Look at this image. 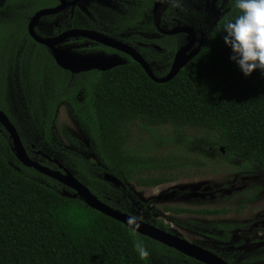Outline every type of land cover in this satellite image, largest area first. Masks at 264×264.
<instances>
[{
    "label": "trees",
    "instance_id": "obj_1",
    "mask_svg": "<svg viewBox=\"0 0 264 264\" xmlns=\"http://www.w3.org/2000/svg\"><path fill=\"white\" fill-rule=\"evenodd\" d=\"M40 1L45 6L52 3L0 0V9L13 11L0 16V110L16 128L31 159L41 163L32 150L43 144L55 151L51 141L55 109L66 106L82 123L101 162L140 186H155L174 177L148 175L162 160L129 147L132 127L138 122L146 127L171 125L216 135L228 154L264 170V72L256 70L246 77L230 59L223 27L239 14L233 0L208 26L199 52L164 83L153 81L130 58L110 70L81 76H71L53 61L44 60L45 49L27 34L25 20L41 8L36 5ZM27 44L35 45L33 58L29 61L28 54H20L17 79L15 57ZM164 48L172 49L167 44ZM167 72L168 68L153 73L162 77ZM10 142L0 125V264H150L134 248V241L145 237L131 236L124 224L78 197L64 195L65 189L72 190L23 166L14 157ZM73 163L76 171L72 175L98 199L128 213L123 201L93 188L92 182L110 184L105 171L82 159ZM107 188L114 192L119 187Z\"/></svg>",
    "mask_w": 264,
    "mask_h": 264
},
{
    "label": "rangeland",
    "instance_id": "obj_2",
    "mask_svg": "<svg viewBox=\"0 0 264 264\" xmlns=\"http://www.w3.org/2000/svg\"><path fill=\"white\" fill-rule=\"evenodd\" d=\"M36 5L45 7L41 1ZM227 9L228 5L224 6L220 13L213 15L212 20L214 22L218 20ZM212 13L214 12L211 11ZM209 16L210 11L206 16V23L210 22ZM39 28V33L45 37L52 34V30L45 27L42 22ZM207 29L203 32L204 35L207 34ZM173 56V52L164 56L157 53L156 61L150 64L153 72L162 73L170 68ZM78 99H81V95ZM58 111L60 116L51 137L55 151L48 150L44 144L39 150L63 162L70 172L76 171L73 162L82 159L93 167L102 169L106 175L114 177L118 182L133 186V182L112 172L101 162L92 148L85 128L73 111L66 106ZM129 147L145 156L162 160L160 166L148 171V175L163 174L174 177L171 183L157 188L135 189L141 193L142 198L133 194L139 203L145 204L142 199L151 198L145 210L153 212L154 217H163L165 221L171 220L174 230L216 253L230 264H248L246 258L251 251H255L257 247L259 250L264 247V170L261 167L230 156L219 144L216 135L188 127L176 128L171 125L146 127L139 122L135 123ZM57 155L59 158L55 157ZM85 181L87 183L86 179ZM92 183L98 193L106 197L114 196L115 191L108 189L105 183ZM208 186L213 189L205 191ZM65 192L73 193L66 189ZM166 205L188 209L223 207L228 210L229 215L203 221L193 215L172 216V213L168 215L163 209ZM219 220L223 225L230 223L238 225L240 227L238 233L232 234L228 240H223L224 233L212 230L213 225L220 223Z\"/></svg>",
    "mask_w": 264,
    "mask_h": 264
},
{
    "label": "flooded vegetation",
    "instance_id": "obj_3",
    "mask_svg": "<svg viewBox=\"0 0 264 264\" xmlns=\"http://www.w3.org/2000/svg\"><path fill=\"white\" fill-rule=\"evenodd\" d=\"M61 2L62 0H52V3L50 5L41 7L35 10L32 14H28L25 19L27 34L29 21L35 14V12L44 8L56 7L60 5ZM63 2L65 3L64 7L56 13H51L40 17V19L34 26L37 34L41 35L38 31L40 30L39 25L41 22L45 27L52 30V34L48 35L47 37H54L61 34L62 32L72 29L97 32L101 35L113 38L115 41L135 50V52L139 54L149 65L152 63V61H156L157 53L164 56L167 53L173 52L174 55L178 48L186 44L188 36L186 32L169 33V31L184 26L192 27L196 32V40L193 44V47H195L197 46L198 40L201 37L202 33L205 31V28H208V26H210V24L214 22L212 20L213 15L220 13L224 9V6H229V0H63ZM209 11L210 22L206 23V16L209 15ZM211 11L214 13L211 14ZM12 12L13 11L11 10V8L0 9V16ZM41 36L45 37V35ZM166 44L172 47L170 51L165 50L164 45ZM41 46L45 49L44 53L46 56H44V60L48 62L53 61L55 66L62 69L55 62L52 56L51 49L47 48L44 45ZM61 46L69 48L74 54L77 55H103L105 57L116 55L124 63L127 62V59H132V57L129 56L125 51L113 48L108 45H104L101 42L86 38L84 36L70 37L65 42L58 45V47ZM28 47L30 48L29 51ZM24 48L25 46L20 47L18 55L17 57H15L16 66H14V68L9 67L13 68V74L17 79L20 78V74H18L19 69L17 66L21 59L20 54H28L27 59L31 61L33 58L32 52L35 48V45L31 44V46H29L27 44V49L25 48V51ZM173 57L170 61L171 63ZM65 71H67L71 76H81L93 71L100 70L92 69L79 73H72L68 70ZM15 77L14 79H16ZM79 96L80 94L78 95V97ZM59 109H61V107L59 106L55 109L53 127L56 126V123L54 122L55 119L57 120L60 116L58 115ZM32 148L34 149V146H32ZM32 152L34 154V158L41 162L40 164L45 165L52 170L63 172V170L66 168L63 162H59L57 159L40 150H32ZM39 155L41 158H38ZM55 157H58V155ZM107 181H109L110 184H105V186L119 187L115 190V193L118 195H114L113 197L114 199H119L125 203L126 209L128 210L127 214H134L136 215L138 220L149 223L160 230L175 235L185 240L186 242L201 247L204 250H207L215 254L217 257L221 258L216 253L192 242L189 237L187 238V236L185 237V235L174 230L172 228L171 220L165 221L163 220V217H154L155 214H153V212L146 211L145 206L147 207L151 198L142 199V201L145 202V204H142L139 203L137 198L133 195L135 194L138 197L140 196L139 198H142L140 190L135 191L136 188L153 189L163 184L171 183L173 180L163 182L151 187L140 186L133 181H131L133 182V186L129 183L118 182L117 180ZM211 189L213 188L211 186H208L204 190L208 191ZM163 194L164 193H162V195ZM166 207H168V210L165 209ZM151 208L153 209L154 206ZM163 209L167 212L168 215L169 213H172V216L182 214L193 215L199 217L203 221L211 218L219 219V216L229 215L227 213L228 210L223 207L188 209L186 207L166 205L163 207ZM195 210L201 212H192ZM239 229L240 227L236 224L230 223L223 225L221 224V221L220 223L215 224L212 227L213 231L216 230L214 232H222L225 234V238L222 237L223 240H228V238H230L232 234L236 235ZM142 236L145 237L144 240H146L143 243L149 252V256L147 258L150 264H207L204 261L197 260L194 257L182 253L179 250L167 246L157 240L144 235ZM258 248L259 247H257L255 251H251V253L246 258V263L264 264V247L261 250H259ZM221 259L224 260L223 258ZM224 261L227 264H230L228 261Z\"/></svg>",
    "mask_w": 264,
    "mask_h": 264
},
{
    "label": "water",
    "instance_id": "obj_4",
    "mask_svg": "<svg viewBox=\"0 0 264 264\" xmlns=\"http://www.w3.org/2000/svg\"><path fill=\"white\" fill-rule=\"evenodd\" d=\"M64 5L65 3L62 0L61 4L56 7L38 10L31 17L27 28L29 36L35 42L51 49L52 56L57 65H59L64 70L71 71L72 73H79L92 69L106 71L118 65H122L124 62L120 60L116 55L110 57H105L103 55H77L74 54L69 48H65L63 46L58 47V45L65 42L70 37L84 36L86 38L101 42L104 45H108L113 48L125 51L129 56L132 57L134 61L140 64L149 78L157 83L167 82L171 80L175 75H177L180 69L183 68L199 52L204 43V33H202L201 37L198 40L197 46L193 47V44L196 40V32L192 27L184 26L169 31V33L186 32L188 35L187 42L176 50L168 72L164 76L158 77L152 72L150 65L139 54H137L135 50L115 41L113 38L101 35L100 33L81 29H72L62 32L61 34L54 37H43L37 34L34 26L40 19V17L43 15L56 13L57 11L62 9ZM0 125H2L7 131L11 140L12 151L14 152L16 159L23 166L36 170L38 173L59 182L73 192L71 194L64 191V195L72 198L78 197L83 200L85 204L90 208L95 209L102 214L127 226L126 220L130 216L129 214L121 212L118 209H114L106 203L102 202L89 190V188L85 184L75 178L68 169L65 168L63 172L52 170L47 166L40 164L36 160L31 159L20 139L16 128L2 110H0ZM106 178L110 181L115 180L114 177L108 175H106ZM138 221L140 227L137 230V233L140 235H144L157 240L167 246L179 250L182 253L192 256L197 260L204 261L207 264H227L224 260L217 257L215 254L204 250L201 247L188 243L185 240L175 235L169 234L163 230H160L149 223L140 220Z\"/></svg>",
    "mask_w": 264,
    "mask_h": 264
},
{
    "label": "clouds",
    "instance_id": "obj_5",
    "mask_svg": "<svg viewBox=\"0 0 264 264\" xmlns=\"http://www.w3.org/2000/svg\"><path fill=\"white\" fill-rule=\"evenodd\" d=\"M233 3L239 14L223 27L230 59L246 77L256 70L264 72V0H233ZM126 225L129 234L135 237L140 227L138 218L129 216ZM134 248L141 260L147 259L149 252L142 241L135 240Z\"/></svg>",
    "mask_w": 264,
    "mask_h": 264
}]
</instances>
